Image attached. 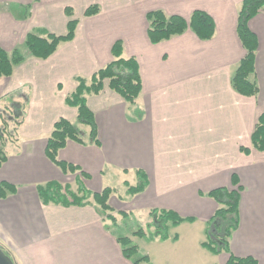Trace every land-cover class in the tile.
Returning a JSON list of instances; mask_svg holds the SVG:
<instances>
[{
  "label": "crops",
  "instance_id": "crops-1",
  "mask_svg": "<svg viewBox=\"0 0 264 264\" xmlns=\"http://www.w3.org/2000/svg\"><path fill=\"white\" fill-rule=\"evenodd\" d=\"M242 1L0 0V46L9 53L29 31L48 27L64 34L67 7L78 19L72 40L46 59L26 51L12 75L0 78V103L14 109L16 130L4 142L7 159L0 166V182L17 187L0 198V240L16 264H133L92 200L83 206L43 204L36 188L49 181L70 188V182H80L91 193L113 189L108 203L115 220L132 209L148 214L168 209L194 219L169 228L175 241L152 238L141 264H225L227 253L212 254L201 246L217 204L200 193L232 188V176L241 192L230 252L264 264V150L251 146L254 126L264 113V6L248 22L257 39L258 93L244 96L230 83L245 55L236 31ZM90 5H98L99 12L84 16ZM155 10L186 20L194 10L204 11L214 22V35L202 40L187 29L153 44L146 14ZM116 41L123 44V57L138 62L141 93L129 105L104 82L98 94L86 95L97 142L88 126L80 132L83 143L67 141L58 159L79 170L64 173L45 155L47 138L58 118L76 121V108L65 103L77 86L75 79L88 78L109 63ZM137 171L145 174L144 191L128 200L118 196L113 205L116 188L106 183L118 177L128 192L124 175L135 177L136 185ZM179 247L188 261L175 259Z\"/></svg>",
  "mask_w": 264,
  "mask_h": 264
},
{
  "label": "trees",
  "instance_id": "trees-1",
  "mask_svg": "<svg viewBox=\"0 0 264 264\" xmlns=\"http://www.w3.org/2000/svg\"><path fill=\"white\" fill-rule=\"evenodd\" d=\"M263 6L264 0H243L237 13L236 31L245 49V55L232 74L230 83L236 92L244 96H256L258 93L257 82L254 79V56L257 49V39L250 31L248 22ZM99 10L98 5H90L84 10L83 15L92 16L97 14ZM65 14L68 17V21L64 34H54L48 31H29L26 33L23 43L32 57L46 59L55 52L61 43L73 39L78 19L74 17L73 10L69 7L65 9ZM146 20L148 23L147 36L153 44L167 40L172 36L180 35L187 29L193 31L202 40L210 39L215 31L212 18L201 10H194L187 20L178 15L167 16L162 11L155 10L146 14ZM122 49V42L116 41L111 47V61L88 78L76 77L77 86L65 99V103L68 106L76 108V121L89 127V136L95 143L97 142L96 124L94 115L86 104V95L91 93L98 94L105 82L108 88L120 95L126 103L133 105L142 90L138 62L135 57H123ZM23 60L24 55L17 48L9 53L0 46V78L11 76L14 67ZM16 122L20 123L19 121ZM7 132L8 129L5 125L0 126V166L7 159L4 151V142L7 137L11 136H6ZM69 140L77 143L84 142L79 128L71 121L60 117L54 122L47 138L45 155L64 173H73L79 170L77 165L57 158L58 151ZM251 146L259 151L264 150V113L259 115L254 126L251 134ZM137 175L138 183L134 186H127V191L130 195H136L146 188L145 174L137 171ZM232 185L230 189L218 187L206 193H200V195L212 198L217 204L214 214L207 222L206 237L201 242V246L212 254L227 253L228 258L225 264H258L253 257H237L230 252L229 240L238 226V206L241 192V186L238 185L234 176H232ZM36 189L43 204H56L66 207L72 205L83 206L92 200L102 218L109 219L115 223L114 215L111 213V206L108 203L109 197L113 192V189L109 187H105L99 192L91 193L80 182H78L77 190L73 191L67 185L49 181L38 185ZM16 190L17 187L14 184L5 181L0 182V198H6L9 194H14ZM149 216L151 218L150 227L153 230V238L160 241L177 240V235L169 236L168 229L183 222L191 223L194 221L193 218L180 217L177 213L168 209H151ZM143 234L144 232L140 228L134 231L132 236ZM116 241L121 248L123 256L133 264H141L147 261L146 255L137 256L138 247L132 242L130 237L117 235ZM4 252L12 257L11 251L6 250ZM13 261L15 262L14 259Z\"/></svg>",
  "mask_w": 264,
  "mask_h": 264
},
{
  "label": "rangeland",
  "instance_id": "rangeland-1",
  "mask_svg": "<svg viewBox=\"0 0 264 264\" xmlns=\"http://www.w3.org/2000/svg\"><path fill=\"white\" fill-rule=\"evenodd\" d=\"M25 12L27 13V9L25 10ZM45 32H50L49 28L46 27ZM34 31H37V29H35ZM22 54L25 55L27 48L25 46L24 43H19V45L16 47ZM5 99H10V96L5 97ZM12 114H14V109L8 108V110H6L5 108L2 107V103H0V126L8 124L6 126V128L8 129V132L6 134L7 135H11L10 138L12 137V135H15L16 130L14 129L13 123H14V119L12 117ZM12 122V124H11ZM72 123L77 126L80 130V132L84 133L85 132V128H87L86 125H81L79 124L77 121L73 120ZM15 124V123H14ZM58 158V156H57ZM71 175V174H70ZM124 179L128 180V184L129 185H135V177H132L131 175H124ZM71 185V190H76V187L78 184L69 183ZM106 184H110V186H113V188H116V195L115 197L112 198V204L115 205L116 203H118V196H122L124 198L128 199H132V196L134 195H130L128 194V192H126V187L125 185L120 181V179L118 177H115V179H113L111 182L106 183ZM61 185H65V184H61ZM91 191H93L91 189ZM122 206V205H120ZM124 206V205H123ZM116 220L115 223H113V221L109 220V219H105V223L107 224L108 228L114 233V234H118V236H128L132 239V242L134 244L137 245L138 247V253L137 256L139 255H144L145 251H148V248L151 246V239L154 237L153 236V230L150 227V221L151 218L149 216L148 213L144 212L142 209H136V210H128L126 212V214H117L116 216ZM142 228L144 234L143 235H134L132 236V233L138 229ZM170 232V230L168 229V233ZM205 233H206V229H205ZM173 234L170 233V237H172ZM4 241L0 240V249L4 252L6 250H10L9 247H7L4 243ZM5 253V252H4ZM12 253V251H11ZM7 255V254H6ZM11 255V254H10ZM15 261L17 260L14 253H12L11 255ZM180 258H184V260L188 261L187 256L184 254V249L182 247H179L176 252H175V259H180Z\"/></svg>",
  "mask_w": 264,
  "mask_h": 264
},
{
  "label": "water",
  "instance_id": "water-1",
  "mask_svg": "<svg viewBox=\"0 0 264 264\" xmlns=\"http://www.w3.org/2000/svg\"><path fill=\"white\" fill-rule=\"evenodd\" d=\"M0 264H15L12 259L0 249Z\"/></svg>",
  "mask_w": 264,
  "mask_h": 264
},
{
  "label": "bare ground",
  "instance_id": "bare-ground-1",
  "mask_svg": "<svg viewBox=\"0 0 264 264\" xmlns=\"http://www.w3.org/2000/svg\"><path fill=\"white\" fill-rule=\"evenodd\" d=\"M12 259V258H11ZM12 261H13V259H12ZM14 262V261H13ZM15 263V262H14ZM16 264V263H15Z\"/></svg>",
  "mask_w": 264,
  "mask_h": 264
}]
</instances>
